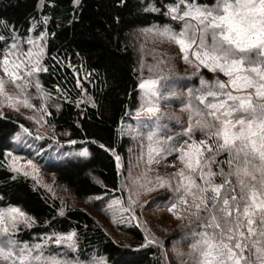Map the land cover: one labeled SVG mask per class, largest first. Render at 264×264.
Instances as JSON below:
<instances>
[{
    "label": "snow or ice",
    "instance_id": "snow-or-ice-1",
    "mask_svg": "<svg viewBox=\"0 0 264 264\" xmlns=\"http://www.w3.org/2000/svg\"><path fill=\"white\" fill-rule=\"evenodd\" d=\"M73 3L78 5L80 0H73ZM151 10L158 11L154 7ZM164 14L180 23L178 31L168 24L145 31H154L156 36L177 45L185 62L195 63L198 69H207L213 78L206 80L200 76L199 87L188 89L184 106L189 113L188 125L182 130L181 138L168 135L166 142L156 138L160 129L157 102L162 98L157 85L162 77L139 83L143 103L136 112L137 118L141 111L156 116L152 130L147 133V164H158L168 155L178 153L176 158L183 166L167 173L166 177L157 174L155 187H137L144 188L145 193L167 188L172 196L166 211L177 220L188 219L196 224L190 233V251L187 253L191 264H264V0H214L212 5L198 4L196 0H176L167 6ZM47 22L48 17H44L43 23ZM0 24L7 27L6 21L0 20ZM45 36L46 33L41 31L35 40H42ZM4 39L0 35V40ZM12 40L0 59V105L16 111L21 104L34 109L27 92L34 87L41 98L37 110L41 115L36 123H47L44 115H51L46 105L51 93L45 91L36 79L37 73L48 71L41 64L45 48L36 45L29 37L27 44L37 50L34 52L30 47L26 53H17L14 50L18 47V38L13 36ZM160 64L161 67L167 66L163 62ZM68 67L72 65L69 63ZM6 83H12L18 93L8 94ZM76 87L81 94L87 92L79 79H76ZM56 92L60 93L59 98L80 106L81 101L68 100L59 86ZM84 102L96 107L90 95ZM53 107L59 111L61 105L53 103ZM0 116H3L2 112ZM26 118L35 119L34 116ZM20 127L32 134L23 125ZM196 132L200 133L199 140L192 139ZM35 139L45 137L37 135ZM189 140L192 142L188 143ZM68 143L75 144L76 141L69 140ZM99 147L111 152L119 171L121 157L115 148H106L104 144ZM76 155L88 157L89 152L83 149ZM18 160V157L12 158V170L29 175L23 166H17ZM25 164L36 172L37 166L31 159ZM170 166L175 167L174 164ZM135 195L138 199L140 193ZM137 199L130 191L127 207L121 199H113L108 208L119 205L121 212L130 213L129 219H138L133 208ZM59 215H64L63 206ZM21 223L31 226L34 218L18 207L0 208V264H83L45 256L43 243L29 246L19 242L15 234ZM75 236V232H71L66 236L54 234V240L53 237L46 239L75 248ZM145 242L159 243L155 236L150 239L145 236ZM90 264H107V261L101 256L93 258ZM123 264L135 262L125 261Z\"/></svg>",
    "mask_w": 264,
    "mask_h": 264
},
{
    "label": "trees",
    "instance_id": "trees-1",
    "mask_svg": "<svg viewBox=\"0 0 264 264\" xmlns=\"http://www.w3.org/2000/svg\"><path fill=\"white\" fill-rule=\"evenodd\" d=\"M174 2L80 0L77 5L73 0H43L42 4L41 0H0V20L7 22V27L0 24V35L5 37L0 40V52L13 42V36L25 37L33 24L36 31L46 33L42 65L48 71H41L39 80L43 89L61 105L59 111L50 110L48 126L59 138L58 144L86 148L90 153L85 162L68 163L58 169L59 180L78 198L122 195L124 174L117 171L111 152L101 149L99 144L115 148L121 164L126 165L130 142L120 130L130 122L139 103L133 35L139 28L173 26L174 21L164 13ZM196 2L212 5L214 0ZM152 7L158 11L150 10ZM44 17H48L47 24L43 23ZM76 79L87 89L86 93L81 94ZM57 86L67 94L68 100L81 101L80 106L59 98ZM89 95L96 107L84 102ZM23 124L11 115L0 116V208L19 207L34 218L31 226L17 234L22 243L46 234L75 232L73 255L80 261L102 256L107 264L125 261L172 264L166 252L170 241L156 237L158 244L146 243L145 236L149 239L151 236L140 225L128 226L121 237L114 236L90 211L65 207L35 180L13 171L7 151L11 137ZM69 140L76 143L70 144ZM47 145L45 142L44 147ZM62 206L63 216L59 215ZM194 228L196 224L191 223L189 229Z\"/></svg>",
    "mask_w": 264,
    "mask_h": 264
},
{
    "label": "rangeland",
    "instance_id": "rangeland-1",
    "mask_svg": "<svg viewBox=\"0 0 264 264\" xmlns=\"http://www.w3.org/2000/svg\"><path fill=\"white\" fill-rule=\"evenodd\" d=\"M181 8H183V5H181ZM174 25L170 26L177 31L181 27L180 23L176 21H174ZM162 27L163 26L160 25H154L150 28L137 29L133 35V45L137 54L139 83L142 82V80L162 77L160 83L157 85L162 98L157 102L160 111L156 116L160 117V129L156 138L166 142V137L168 135H172L174 139L181 138L182 130L188 125L189 113L184 107L187 103L188 89L199 87L200 76H203L206 80H211L213 74L202 67L198 69L195 63L185 62L182 59V54H179L178 46L174 43L156 36L154 31H145V29ZM31 29L32 30L29 31L25 37H17L18 47L14 51L17 53L21 51L26 53L30 47L33 48L34 52L37 50L35 46L28 45L26 42L27 38L32 37L35 40L40 34L39 31H36V25ZM35 44L42 45L46 50V36L42 40H35ZM3 55L4 51H1L0 59L3 58ZM192 59L194 60V58ZM42 61L43 59L41 60V64ZM160 62H163L167 66L161 67ZM0 74H2V70H0ZM39 74L40 72L36 74V79L38 80ZM221 78H224L222 74ZM18 91L19 90L16 89L12 83H6V92L8 94L15 95ZM27 92L30 96V103L35 105L34 109L26 108L21 104L18 105L19 111H16L6 105H0V112L3 113V116L11 115L22 120L24 128L29 129L32 133L29 135L20 127L18 132L11 137V147L7 151L10 167L12 158L18 157L17 166H23L24 170L29 172L27 176L35 180L38 185L48 190L53 196L60 199L65 207L81 208L90 211L106 225L114 236L117 237L123 235L126 227L140 225L150 236L162 238L164 241L171 242L166 249L170 263L191 264L187 256V253L190 251L189 243L192 230H190L189 227H191V223L188 219L183 221L177 220L172 214L166 211L168 200L171 198L172 193L167 188L145 193L144 188L137 187V185L155 187V177L157 174L166 177L167 173L175 172L183 166L181 161L176 158L178 153L168 155L165 159H161L158 164H147V133L152 130V125L153 122L156 121V116L141 111L139 118H137L136 112L143 103L142 90L139 89V103L137 109L133 113L130 122L124 124L122 128L123 135L128 138L130 142L127 149L128 155L126 165L123 166L121 164L120 168L121 172L124 174L122 195H116L111 198H78L70 188L59 180L58 169H61L63 165H67L68 163L81 164L90 157V153L88 157H79L76 154L86 148H75L58 144L57 141L59 138L54 134L53 129L48 126V122L44 123L42 121L41 123H36V120L40 119L41 115V113L37 111L41 106L40 94L34 87L29 88ZM53 103L58 102L50 96L46 102L48 112H50L51 109H56L53 107ZM146 106L147 105H145V107ZM30 116H34L35 119L26 118ZM48 116L49 115H44V121H47ZM37 135H42L45 139H35ZM200 138L199 132H196L192 137V139L196 140ZM45 142H48V145L44 147ZM191 142L192 140L188 141V143ZM184 147L187 149V145H184ZM29 159L37 166L35 173L25 164ZM172 164H174L175 167H171L170 165ZM148 168L152 170L149 172L147 171ZM130 172L131 175H129ZM148 181H151V183L149 184ZM130 191L134 199H137L135 193H140L137 204L133 205L135 215L138 219H129L130 213L121 212L119 210V205H114L111 209L108 208L109 203L113 199H121L124 207H127ZM20 210L25 213L21 208ZM25 227L28 226H25L23 223L19 224L18 232ZM18 232H16L15 238L21 242L17 237ZM55 235L66 236L62 234ZM47 237H53L54 240V234H46L34 237V239L27 244L31 246L36 243H43L45 256L51 255L58 259L73 262L80 261L73 255L75 251L74 248H69L67 243L64 242L58 245L54 243L53 240H47ZM91 260L92 259L80 262H83V264H90Z\"/></svg>",
    "mask_w": 264,
    "mask_h": 264
}]
</instances>
